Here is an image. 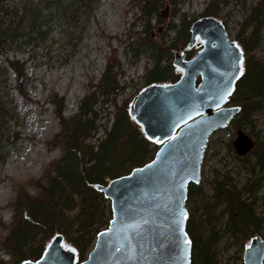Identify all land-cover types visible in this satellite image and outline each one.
I'll list each match as a JSON object with an SVG mask.
<instances>
[{
    "label": "rangeland",
    "instance_id": "obj_1",
    "mask_svg": "<svg viewBox=\"0 0 264 264\" xmlns=\"http://www.w3.org/2000/svg\"><path fill=\"white\" fill-rule=\"evenodd\" d=\"M2 1L7 11L3 12L0 8V25L3 23L4 27L11 29L19 27L20 36L10 39L6 49L0 53V66L7 57L20 61L25 69L21 76L9 72L1 77L7 81L10 90L5 100L14 108L6 133L13 144L8 146L3 155L4 161L0 163V264H5L11 259L1 244L7 234L2 222L8 225L13 221L11 205L18 187L24 186L34 195L30 182L41 178L43 171L63 155L60 144L53 141L62 126L51 103L52 97L57 95L64 99L63 116L72 120L80 113L85 98L93 95L91 102L94 103L98 121L95 139L90 143L97 145V140L105 139V132L111 128L119 108L127 102L130 105L146 88L145 76L153 68L156 56L163 53L162 67L173 66L175 53L165 54L160 47L155 51L150 42L142 40L145 23L140 7L133 0H91V16H83L76 23L57 15L52 0ZM224 1L219 6L216 19L243 53L241 75L245 72L247 58L255 59L264 66V17L257 27L246 24L255 7L261 4L264 9V0ZM211 2L174 0L163 6L158 14L166 11L168 6L163 19L165 23L158 24L156 16H153L152 29L148 30L153 44L159 46L163 42L164 46H170L182 28L183 20L190 22L202 18ZM22 17L24 19L20 21ZM256 28V41L245 53L238 38H248ZM160 29L162 33L166 32L163 40L158 37ZM197 43L203 45L199 38ZM179 46L182 47V44ZM112 57L120 64L114 69L118 89L108 97L96 87ZM175 72L182 76L181 71ZM19 86L25 90L26 97L18 92ZM113 99L117 102L114 103ZM258 102L260 106L251 112L249 122H240L238 115L227 129L215 132L205 148L199 183L203 192L187 197L186 210L187 219L194 220L193 234L209 244L210 263L193 250L191 264H245V251L258 236L253 227L246 233L234 230L225 203L215 199V182L218 180L227 179L228 184L241 193L242 200L253 203L254 214L261 220L260 236L264 240V168L256 163L252 152L240 157L234 147L238 132L242 131L252 139L254 148H261L264 142V97ZM241 105V102L231 104ZM132 123L133 129L141 130L134 121ZM99 206L98 216H103L101 230H104L110 206L105 202ZM76 213L77 209L70 216ZM92 236L90 232L86 238ZM64 243L71 247L67 239Z\"/></svg>",
    "mask_w": 264,
    "mask_h": 264
},
{
    "label": "trees",
    "instance_id": "obj_2",
    "mask_svg": "<svg viewBox=\"0 0 264 264\" xmlns=\"http://www.w3.org/2000/svg\"><path fill=\"white\" fill-rule=\"evenodd\" d=\"M98 1V0H93ZM134 4L140 7L142 20H144V32L142 40L150 42L153 49L163 48L165 54L172 55L177 51H184L186 58L191 59L196 50L188 49L191 33L190 29L194 19L188 22L183 20L182 28L170 46L153 44L152 36L148 32L152 29V19L156 16L158 24L165 21L159 10L173 3L174 0H133ZM224 0H212L207 6L204 15L201 17H217L219 6ZM57 15L64 16L71 23H76L83 16H91V0H52ZM168 7V6H167ZM0 8L3 12V1L0 0ZM175 14V12H174ZM60 17V16H58ZM186 16H184L185 18ZM264 17V9L261 6L255 7L249 15L246 24L248 26L260 24ZM24 17L20 19L22 21ZM245 24L244 27L247 25ZM172 28V26H171ZM20 28L4 27L0 25V53L3 52L10 39H17L20 35ZM256 30L248 38L239 39V42L247 53L251 45L256 41ZM166 33V32H165ZM165 33L161 29L158 37L164 39ZM182 44V47L179 44ZM184 49V50H183ZM115 51V50H114ZM163 53H159L154 59V66L146 73V86L159 83H175L180 79L171 64L161 66ZM116 66H120L115 57L109 59L106 71L100 80L98 90L108 97L118 89ZM15 72L19 76L25 72L24 64L18 60L5 58L0 66V163L4 161V153L8 146L13 144L10 136H7L8 122L12 118L14 108L11 103L5 100L8 97L7 81L2 75ZM18 92L26 97L25 90L19 86ZM92 96L85 98L80 107V113L72 120L63 116L65 103L63 98L52 97L51 103L55 106L56 115L60 119L61 131L55 136L54 144L62 147V157L51 163L42 174V177L31 183L34 188V195L24 186L18 187L16 197L11 207L13 209V221L10 224L2 222V227L7 230L3 236L2 247L5 248L11 261L5 264H22L29 260H38L49 242L61 234L67 239L72 248L77 252V263H83L89 254L98 234L102 231L103 216L99 215L100 204L108 201L104 195L97 190L98 186H106L107 179L113 180L129 174L134 168L143 167L152 161L160 146L146 139L142 131L136 127L133 129V121L129 115V102L119 108L114 122L109 130L105 132V139L92 145L91 140L95 139L98 121L94 110ZM264 97V66L255 59L245 60V72L237 82L234 95L230 104L241 102L239 121L250 120L253 110L260 106L258 100ZM95 99V98H94ZM93 99V101H94ZM116 103V99H113ZM134 126V125H133ZM136 129V130H135ZM14 137V136H13ZM12 137V138H13ZM16 139V136H15ZM14 139V140H15ZM152 147V148H151ZM256 156V163L264 168V142L261 148L252 150ZM244 162L247 160L241 158ZM255 166L253 167V169ZM228 180L215 182V199L222 200L229 213L230 224L235 231H242L253 227L257 235L260 233L261 220L256 218L253 211V203L242 200L241 193L232 188ZM200 185L190 184L188 197L202 194ZM77 209L74 216L70 213ZM106 227L112 219L111 211ZM93 233L88 239L86 236ZM186 232L191 240L192 249L198 251L207 263L209 259V244L203 243L193 233L195 232L194 220H187ZM1 264H4L1 262Z\"/></svg>",
    "mask_w": 264,
    "mask_h": 264
},
{
    "label": "water",
    "instance_id": "obj_3",
    "mask_svg": "<svg viewBox=\"0 0 264 264\" xmlns=\"http://www.w3.org/2000/svg\"><path fill=\"white\" fill-rule=\"evenodd\" d=\"M197 38L203 47L191 60L180 52L174 56L175 67L183 71L181 79L151 85L131 104L130 116L162 147L151 163L98 188L111 201L113 219L83 264H191L188 187L201 180L205 147L213 133L226 129L240 111L227 104L243 60L240 48L215 18L193 23L190 47L201 46ZM234 146L243 156L251 152L253 142L239 131ZM63 241V235H57L38 261L23 264H76V252ZM244 262L264 264L261 237L252 240Z\"/></svg>",
    "mask_w": 264,
    "mask_h": 264
},
{
    "label": "snow or ice",
    "instance_id": "obj_4",
    "mask_svg": "<svg viewBox=\"0 0 264 264\" xmlns=\"http://www.w3.org/2000/svg\"><path fill=\"white\" fill-rule=\"evenodd\" d=\"M173 139H174V137H173ZM159 142V141H158ZM140 227H142V226H140ZM190 243V242H189Z\"/></svg>",
    "mask_w": 264,
    "mask_h": 264
}]
</instances>
